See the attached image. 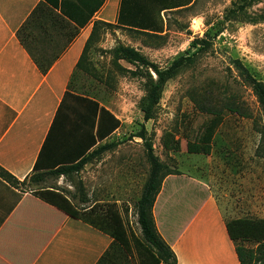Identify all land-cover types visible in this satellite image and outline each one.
Returning <instances> with one entry per match:
<instances>
[{
    "label": "crops",
    "instance_id": "0c3cea01",
    "mask_svg": "<svg viewBox=\"0 0 264 264\" xmlns=\"http://www.w3.org/2000/svg\"><path fill=\"white\" fill-rule=\"evenodd\" d=\"M41 2L68 23L54 25L40 13L22 33L25 46L17 32ZM120 5L121 0H0V167L18 181L29 183L31 176L50 167L80 159L82 147L90 140L86 128L92 107L63 98L70 92L95 99L81 93L84 70L77 65L93 23L117 24ZM33 55L49 63L45 72ZM88 55L90 61V51ZM82 110L84 125L78 119ZM110 157L111 152L104 151L73 172L84 182L86 200L81 204L86 209L96 203H114L122 212L123 205L129 204L127 160L115 168ZM36 162L40 168L35 169ZM61 177L57 176L56 184L60 185ZM45 181L46 175L33 183L53 189L40 185ZM222 209L205 181L185 173L165 176L152 215L177 264H240ZM112 240L31 190L0 177V264H96Z\"/></svg>",
    "mask_w": 264,
    "mask_h": 264
},
{
    "label": "rangeland",
    "instance_id": "374dc122",
    "mask_svg": "<svg viewBox=\"0 0 264 264\" xmlns=\"http://www.w3.org/2000/svg\"><path fill=\"white\" fill-rule=\"evenodd\" d=\"M186 1L156 3L170 8ZM231 1L195 0L193 4L165 9L161 13L162 27L156 33L108 27L90 50V71L96 77L83 72L80 78L85 88L81 93L94 97L119 120V126L106 140L114 143L107 159L115 168L127 160L131 173L129 204L123 205L124 211L120 212L130 241V258L124 259L127 264L138 263L133 245L135 239H141V232L135 203L149 172L146 143H151L160 161L178 171L175 174L185 173L205 181L226 220L264 218V116L233 62L239 59L264 83V0L252 4L242 21L224 20ZM213 25L223 27L222 31L213 35L217 28L211 30L209 48L200 53L194 65L183 68L165 83L154 117L144 120L139 101L146 91L147 73L155 75L150 69L115 58L110 49L117 44L131 46L163 68L185 54L191 41L202 37ZM211 111L220 112L222 122L213 136L210 153H189L187 143L198 140ZM142 128L146 130L145 139L137 136ZM57 176L47 174L40 185L59 190L78 209L85 207L80 200L86 193L80 175H62L60 185L56 184ZM33 182L29 179V183L23 181L17 186L36 194L40 188ZM105 204H94L95 211L102 213ZM242 246L264 257V244L245 241Z\"/></svg>",
    "mask_w": 264,
    "mask_h": 264
},
{
    "label": "trees",
    "instance_id": "16d2710c",
    "mask_svg": "<svg viewBox=\"0 0 264 264\" xmlns=\"http://www.w3.org/2000/svg\"><path fill=\"white\" fill-rule=\"evenodd\" d=\"M194 1L195 0H187L176 6L164 8L158 6L156 0H121L117 24H110L102 21H95L93 23L92 32L77 66L82 68L85 73L95 78L96 74L90 71L92 66L89 65L88 53L99 35L105 32V29L115 26L117 28L138 30L140 32H160L162 27V11L193 4ZM256 1L257 0H232L230 6L226 10L224 20H244L247 9ZM40 13L46 15L54 25H65V23H68L62 15L56 13L46 3H39L17 32V36L25 46H27V44L24 41L25 38L22 33L28 26L37 21V16ZM222 22L223 21H221L219 25ZM213 28H217L213 34L216 35L222 31L223 27H215V25L210 26L202 37L196 36L191 41L190 48L185 54L176 57L168 66L163 68L149 62L143 54L131 46L117 44L110 49L115 58L124 59L138 66L150 69L155 75V77H152L149 72L147 73V81L145 83L146 91L139 101L140 110L144 113V120L147 121L154 117L165 83L169 79L175 77L183 68L194 65L200 53L209 48L211 43L210 35ZM34 57L35 62H37L42 72H45L49 63L42 62L40 59L36 58V56ZM233 62L242 81L252 89L264 116L263 81L256 78L239 59H234ZM68 98H73L80 103L91 105V121L86 128L90 135V140L82 147L81 157L78 161L70 165H59L55 169L50 167V169L43 173L31 176V180L34 182H39L42 177L47 174L59 176L61 174L68 175L75 171H79L91 158H99L102 152L114 147L113 142H103V140L120 124L115 115L107 108L100 105L97 100L88 96L74 95L70 92H66L63 101L68 100ZM80 112L81 115H79L78 119L80 123L84 125L85 110ZM210 114V118L204 124L198 140L187 143V151L189 153L204 155L210 153L213 136L222 122V115L220 112L211 111ZM145 135L146 130L144 128L137 133V136L143 139H145ZM97 142L98 144L91 152L85 153L88 148L95 145ZM146 152L149 162V172L142 186L140 196L135 203L136 222L140 228L141 239H135L133 247L137 252L138 264H177L173 250L156 230L152 215V207L164 177L168 174L178 173V171L170 169L165 163L158 159L152 150L151 143H146ZM38 166L39 164L36 162L35 169L40 168ZM0 177L12 185L20 183V181L2 167H0ZM34 195L64 212L66 215L81 219L96 229L105 232L113 239L109 248L103 253L96 264H108L111 262L114 264H125L123 260L130 254V241L121 213L114 203L103 205L104 208H102V213H100L95 211V206L88 209L85 207L82 209L76 208L66 195L59 190L56 191L54 188H42ZM80 200L82 202L86 200V193ZM225 228L229 238L234 243L240 264H264L263 256H256L254 251L248 250L242 246V243L245 241L255 242L257 246L264 244V218H231L226 221Z\"/></svg>",
    "mask_w": 264,
    "mask_h": 264
}]
</instances>
